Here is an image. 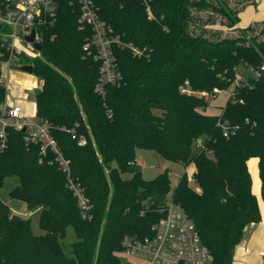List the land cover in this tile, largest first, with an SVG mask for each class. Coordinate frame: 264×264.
Returning a JSON list of instances; mask_svg holds the SVG:
<instances>
[{
	"label": "trees",
	"instance_id": "16d2710c",
	"mask_svg": "<svg viewBox=\"0 0 264 264\" xmlns=\"http://www.w3.org/2000/svg\"><path fill=\"white\" fill-rule=\"evenodd\" d=\"M229 1L96 0L100 18L144 52L116 47L119 79L100 84L101 63L83 51L91 32L79 26L75 0H57L55 26L45 30L34 62L42 82L36 112L54 126L90 210L79 206L66 173L40 164L38 148L27 150L22 133H11L9 148L0 151V189L17 177L9 197L40 210L45 234L36 236L31 218L0 198V264H131L121 261L124 239L150 236L171 203L194 223L215 264H234L246 234L262 220L249 163L258 159L264 201V78L237 89L236 102L228 100L218 115L206 113L202 98L180 92L186 81L193 91H226L237 66L264 63V22L259 32L240 29L244 4ZM195 10L220 15L219 24L237 34L197 32ZM220 118L240 129L224 137ZM64 129H75L86 144ZM142 149L185 167L174 189L169 170L143 178ZM70 227L77 240L67 253L62 240Z\"/></svg>",
	"mask_w": 264,
	"mask_h": 264
},
{
	"label": "built area",
	"instance_id": "2783aa9c",
	"mask_svg": "<svg viewBox=\"0 0 264 264\" xmlns=\"http://www.w3.org/2000/svg\"><path fill=\"white\" fill-rule=\"evenodd\" d=\"M148 4V0H142ZM78 8V24L83 30H90L91 37L84 45L83 51L89 56L94 54L101 63L100 84H114L119 79L117 73V58L114 49L126 48L134 56H142L144 52L131 42H123L114 29L99 16L96 0H75ZM57 18V0H0V151L9 148L11 133L21 132L27 150L37 147L39 163L55 165L68 175V186L78 199L79 206L87 213L90 202L80 185L71 176L70 161L64 156L53 131L52 123L41 119L37 112L30 116L17 103L21 98L11 92L13 82L25 86L17 79L18 74L36 75L34 62L40 57L43 49L45 30L53 28ZM34 33V40L29 37ZM37 45H41L39 50ZM33 67L30 73L24 67ZM264 78V63L251 66L248 63L235 68V78L228 90L234 102L236 90L239 88L252 89L253 82ZM42 82L27 87L25 93L32 96L31 102L36 106V93L41 90ZM98 92H103L98 86ZM183 94L194 95L209 103L220 95L223 90L214 88L213 91H193L189 81L180 87ZM25 95V94H24ZM242 103V101H241ZM217 127L221 128L224 137L235 135L239 125H232L228 120L220 118ZM78 145L86 144V139L77 134L75 129L67 130ZM193 175V174H192ZM196 184L193 176L189 179ZM166 215L153 227L152 234L145 238L126 237L124 239V255L135 259L132 264H215L214 256L201 240L194 223L186 213L170 204ZM246 254L250 248H245ZM259 255L264 257V252Z\"/></svg>",
	"mask_w": 264,
	"mask_h": 264
},
{
	"label": "rangeland",
	"instance_id": "374dc122",
	"mask_svg": "<svg viewBox=\"0 0 264 264\" xmlns=\"http://www.w3.org/2000/svg\"><path fill=\"white\" fill-rule=\"evenodd\" d=\"M230 5L233 7H240V5L244 4L243 11L241 13V23H240V29H248L250 27L255 28L257 32H259L263 27V21H264V0H230ZM256 2V4H255ZM193 14L198 17V23L196 26H194L195 30L197 32H208V34H220L223 36H233L235 33L237 34V31H230L228 28L221 26L219 23L222 22V18L220 15L214 14L212 11H192ZM212 19L215 23L214 25H211ZM210 21V22H209ZM212 26V27H211ZM264 38V35L262 36ZM17 79L21 82L25 88L20 86L17 82H13L11 85V92L15 95L26 98V99H18L17 103L22 107L24 112L30 116H33L36 113V106L31 102L32 96H27L25 93V89L31 85L40 84L41 79L37 75H23L18 74ZM25 94V95H24ZM229 91H223L220 95H218L215 99L211 100L208 105V111H206L207 114H213L218 115L222 112V109L226 106L227 101L230 97ZM140 169L142 171L143 178L146 180H152L155 177H157L159 174L163 173L165 170H169L171 181H172V189H174L179 180L180 177L185 172V167L179 163H173L168 162L166 160H163L161 157H159L154 151L151 150H138L137 154ZM255 166V173H251L254 186L255 184L258 186V200L261 205V210L264 212V201L261 196V190H260V180H259V171H258V164L256 163V160H252L250 163V170L251 167ZM193 169V165L189 166L187 168L188 177L191 178L194 175V172L191 174ZM251 172V171H250ZM129 178V176H126ZM256 181V182H255ZM18 178L12 177L8 179L5 183V185L0 189V198L8 203L13 211H18L20 215L31 218V225H32V231L36 236L44 235L45 232L41 228L40 225V210H33L29 211L23 203L17 200H12L9 197V193L12 191L15 186L18 185ZM193 188L197 189V185H194L190 182ZM257 195V194H256ZM264 221V219H263ZM257 227L256 229H259ZM262 236V235H261ZM77 240V236L74 232V230L70 227L67 230V236L65 239L62 240V243L64 244V250L68 253L69 246L71 243L75 242ZM247 240V239H246ZM249 241V240H247ZM67 247H66V246ZM248 245V244H247ZM249 246V245H248ZM250 247V246H249ZM252 252H254V248L250 247ZM121 261L123 263H135V259L128 257L127 255H124L123 253L120 255ZM239 259V258H238ZM237 259V262L239 260Z\"/></svg>",
	"mask_w": 264,
	"mask_h": 264
},
{
	"label": "crops",
	"instance_id": "0c3cea01",
	"mask_svg": "<svg viewBox=\"0 0 264 264\" xmlns=\"http://www.w3.org/2000/svg\"><path fill=\"white\" fill-rule=\"evenodd\" d=\"M255 4H256V2H255ZM240 19H241V14H240ZM240 23H239V27H240ZM254 160H256V163L258 164V159H254ZM251 161H250V163H251ZM250 163H249V165H250ZM191 170H192L191 174L193 172H195L194 166H193V169L191 168ZM250 171H251V173H255V171H256L255 166H252ZM259 180H260V178H259ZM253 189H254V193L257 194V196H258V186L256 184L254 186V183H253ZM260 190H261V182H260ZM261 209L262 208L260 205V210ZM261 215H262L261 222L259 224H257L256 226H254L249 231L250 236L247 239L249 241H247L245 238V240L242 242L240 248L238 249L237 254L235 256L234 264H264V257H261L259 255L260 252H262V251L264 252V221H263L264 212H263V210H261ZM259 226H260V228L256 229ZM247 244L250 247H253L255 249L254 252H252L251 248ZM245 248H250L251 252L246 254L244 252ZM237 259L239 260V262H237Z\"/></svg>",
	"mask_w": 264,
	"mask_h": 264
},
{
	"label": "water",
	"instance_id": "95a60500",
	"mask_svg": "<svg viewBox=\"0 0 264 264\" xmlns=\"http://www.w3.org/2000/svg\"><path fill=\"white\" fill-rule=\"evenodd\" d=\"M29 40H30V41H33V40H34V33L32 34L31 37H29ZM37 48H38L39 50H41V49H42V46H41V45H37ZM23 70H26V71L32 73V72H33V67H31V66H29V67H24ZM40 92H41V90H37L36 92H34V91H30V94H31V95H33V94H35V93H36V94H39ZM249 236H250V233L248 232V233L246 234L245 238L248 239Z\"/></svg>",
	"mask_w": 264,
	"mask_h": 264
}]
</instances>
